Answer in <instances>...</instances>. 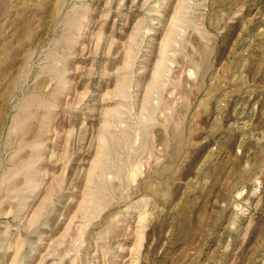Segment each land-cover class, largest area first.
I'll return each mask as SVG.
<instances>
[{"label": "rangeland", "instance_id": "obj_1", "mask_svg": "<svg viewBox=\"0 0 264 264\" xmlns=\"http://www.w3.org/2000/svg\"><path fill=\"white\" fill-rule=\"evenodd\" d=\"M0 264H264V0H0Z\"/></svg>", "mask_w": 264, "mask_h": 264}]
</instances>
